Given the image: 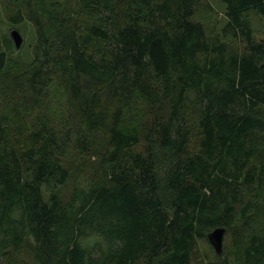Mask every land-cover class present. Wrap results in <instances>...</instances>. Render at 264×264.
<instances>
[{
	"label": "trees",
	"instance_id": "trees-1",
	"mask_svg": "<svg viewBox=\"0 0 264 264\" xmlns=\"http://www.w3.org/2000/svg\"><path fill=\"white\" fill-rule=\"evenodd\" d=\"M220 1L0 0V264H264V0Z\"/></svg>",
	"mask_w": 264,
	"mask_h": 264
},
{
	"label": "rangeland",
	"instance_id": "rangeland-1",
	"mask_svg": "<svg viewBox=\"0 0 264 264\" xmlns=\"http://www.w3.org/2000/svg\"><path fill=\"white\" fill-rule=\"evenodd\" d=\"M55 2H61L62 6L66 9H72L76 7L77 0H53ZM207 2L210 5L209 11H205V9L201 6L198 5L197 12L195 14V19H199L206 28L207 34L209 33H218L220 27L224 23V5L220 0H207ZM7 11L3 9L2 6H0V38L2 36H9V33L12 30H16L20 37H21V43L18 48V50H15V54L13 55V60H17L19 58L22 60L24 63H28L32 59V54H33V48L35 45V31L33 28V25L31 22L28 20L27 16H24V19L22 23L18 25H10V23L7 22ZM250 24L252 28L255 30L257 33L256 36L260 37L259 33L261 31H264V21H262L260 18L255 16L253 13L248 14ZM14 72V71H13ZM17 72V71H15ZM59 96L56 94L53 95L51 98L49 105L52 110L57 108L58 103H59ZM161 167L157 165V171L162 169L163 166V172L166 167V162L161 161ZM162 172V173H163ZM76 180V179H75ZM67 188L63 189L60 191L61 193H66ZM161 196L166 199L167 195L166 193H162ZM208 257V254L201 252V259L200 263L203 264L206 262Z\"/></svg>",
	"mask_w": 264,
	"mask_h": 264
},
{
	"label": "water",
	"instance_id": "water-1",
	"mask_svg": "<svg viewBox=\"0 0 264 264\" xmlns=\"http://www.w3.org/2000/svg\"><path fill=\"white\" fill-rule=\"evenodd\" d=\"M10 37L12 42L17 48L20 45L21 39L15 30L10 32ZM224 230L222 228H215L210 233L206 235V239L209 245L212 247L215 255L219 256L221 253L222 237Z\"/></svg>",
	"mask_w": 264,
	"mask_h": 264
}]
</instances>
